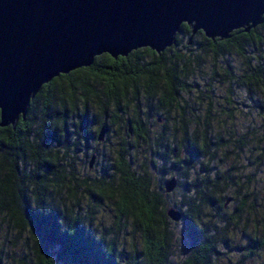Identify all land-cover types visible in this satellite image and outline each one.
<instances>
[{"label":"trees","instance_id":"1","mask_svg":"<svg viewBox=\"0 0 264 264\" xmlns=\"http://www.w3.org/2000/svg\"><path fill=\"white\" fill-rule=\"evenodd\" d=\"M182 30L188 39L190 28L181 24L178 31ZM263 39L264 14L247 32L236 29L227 38L214 40L202 34L201 50L211 57L230 50L243 55L244 45H260ZM178 41L174 37V43ZM171 46L160 53L141 47L115 59L100 54L90 66L59 74L43 84L29 100L24 118L19 116L13 129L11 125L0 127V217L29 242V264H210L219 228L214 219L204 217L222 210L227 198L216 201L227 184L225 179L198 174L202 160L212 155L205 135L184 129L167 164L158 165L160 171L170 174L167 178L176 179V207L164 208L168 193L161 183L153 185L146 168H134L122 132L117 135L109 169L101 168L96 176L78 177L63 158L69 148L78 149L81 141H87L91 117L96 127L90 138L96 140L101 126L106 132L115 126L118 132L131 100L142 98L148 106L154 102L161 108L177 101L186 87V59L177 53L172 60L166 58ZM257 73L264 76V68L258 64L243 75L244 83L262 89L264 80L257 79ZM127 119L123 130L146 138L139 121ZM155 153L165 158L160 149L148 154ZM98 155L95 151L92 165ZM106 204L110 222L98 223L95 230L98 210ZM170 206L180 212L177 222L164 213ZM177 225L188 238L183 255L170 252L172 228ZM123 234L129 235V247L120 252Z\"/></svg>","mask_w":264,"mask_h":264},{"label":"rangeland","instance_id":"2","mask_svg":"<svg viewBox=\"0 0 264 264\" xmlns=\"http://www.w3.org/2000/svg\"><path fill=\"white\" fill-rule=\"evenodd\" d=\"M259 38L261 28L257 29ZM188 34L178 31L173 44L165 55L174 59V53L186 59L184 77L185 90L179 93L175 103L161 108L156 103L149 106L138 98L128 103L123 124L117 132L115 126L108 127L101 141L90 138L96 127L94 117L89 120V136L81 141L78 149L69 148L63 158L73 167L78 177L98 175L101 168L107 170L113 159L122 132L125 146L132 152L135 169L146 168L151 183L156 185L170 176L158 165L175 152L176 140L181 132L195 131L196 136L205 135L211 156L202 160L198 174L210 179L226 180L221 199L227 202L218 214L210 212L204 219H213L218 225L216 253L210 264H264V244L261 243L264 229V86L257 89L244 83L245 73L256 64L264 68V39L260 45H244L243 55L233 50L217 57L202 52V34L193 35L187 45ZM264 76L257 73V79ZM139 97V96H138ZM127 118H135L146 131V138H137L130 130H123ZM164 150L165 158L159 153ZM98 152V158L87 168L90 154ZM153 161L157 167H154ZM167 164V163H166ZM196 164V163H195ZM203 173V174H202ZM177 189L167 194L164 208L172 205ZM219 200V201H218ZM79 211L84 209L83 199ZM111 212L106 204L96 215L95 230L99 224L108 225ZM171 253L183 255L188 238L179 225L172 228ZM129 235L123 234L120 252L128 249ZM134 242L138 245V240ZM25 236L16 234L0 217V262L1 264H29ZM175 263V262H173ZM62 264V263H57Z\"/></svg>","mask_w":264,"mask_h":264},{"label":"water","instance_id":"3","mask_svg":"<svg viewBox=\"0 0 264 264\" xmlns=\"http://www.w3.org/2000/svg\"><path fill=\"white\" fill-rule=\"evenodd\" d=\"M263 14L264 0H0V127L13 129L43 84L100 54L115 59L141 47L160 53L181 24L190 28L187 44L197 31L224 39L255 27ZM105 131L98 129L96 141ZM175 185L167 178L163 192ZM164 213L173 222L181 217L172 206Z\"/></svg>","mask_w":264,"mask_h":264}]
</instances>
